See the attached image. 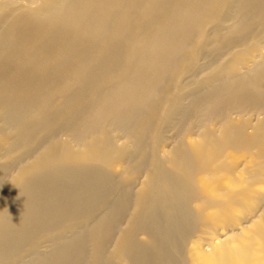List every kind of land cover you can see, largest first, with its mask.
Returning a JSON list of instances; mask_svg holds the SVG:
<instances>
[{
    "label": "bare ground",
    "instance_id": "obj_1",
    "mask_svg": "<svg viewBox=\"0 0 264 264\" xmlns=\"http://www.w3.org/2000/svg\"><path fill=\"white\" fill-rule=\"evenodd\" d=\"M25 1L0 5V264H264V0Z\"/></svg>",
    "mask_w": 264,
    "mask_h": 264
},
{
    "label": "rangeland",
    "instance_id": "obj_2",
    "mask_svg": "<svg viewBox=\"0 0 264 264\" xmlns=\"http://www.w3.org/2000/svg\"><path fill=\"white\" fill-rule=\"evenodd\" d=\"M36 0H29V2H35ZM3 3H8L11 7H16V6H18V7H29L31 4H29L27 1H25V0H0V5L1 4H3ZM32 6H34V5H31V7ZM257 35V34H256ZM258 40L256 41V42H253V43H251V42H249L246 46H245V48L246 49H248V47L250 46V45H252V44H258V43H263V40H264V31H262V32H260V34H258ZM260 45H262V44H260ZM264 51V50H263ZM257 53H259L258 51H256V53H253L254 55L255 54H257ZM220 54V53H219ZM221 54H222V52H221ZM214 56V55H213ZM212 56V58L211 57H206V59L205 60H203V62H202V65L199 67V69H198V71L199 72H197V74H196V77H194V78H196V80H198V79H201V77L202 76H204L205 74H207L208 73V71H210L211 70V68L212 67H214L215 65H218L221 61V59H224L223 57H221L220 58V60L219 61H217V60H215V62L217 63V64H215L214 65V63L215 62H212V61H214L213 60V58H215V57H213ZM219 56V55H218ZM212 63H211V62ZM207 63H208V65H207ZM211 64V65H210ZM206 65H207V67H206ZM214 65V66H213ZM206 67V68H205ZM209 67V68H208ZM176 134V132H175V130L174 131H170L169 133H167L166 134V138H167V141H166V144L164 145V147L167 149V147H169L171 144H172V142H173V140H172V138L174 137V135ZM59 139H61V140H63L64 139V136H59Z\"/></svg>",
    "mask_w": 264,
    "mask_h": 264
}]
</instances>
